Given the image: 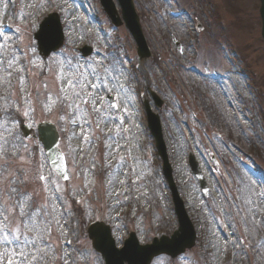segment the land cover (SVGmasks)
Here are the masks:
<instances>
[{"label": "rangeland", "instance_id": "1", "mask_svg": "<svg viewBox=\"0 0 264 264\" xmlns=\"http://www.w3.org/2000/svg\"><path fill=\"white\" fill-rule=\"evenodd\" d=\"M71 1L73 24L63 8ZM132 2L149 50L140 61L128 31L110 24L98 0H0V19L10 18V32L0 29V264H103L86 240L93 221L121 245L130 233L141 246L176 230L144 101L159 116L171 183L196 235L183 255L150 264H264L258 1ZM48 11L64 18V40L42 58L33 33ZM21 121L55 125L65 181L37 142L22 139Z\"/></svg>", "mask_w": 264, "mask_h": 264}, {"label": "water", "instance_id": "2", "mask_svg": "<svg viewBox=\"0 0 264 264\" xmlns=\"http://www.w3.org/2000/svg\"><path fill=\"white\" fill-rule=\"evenodd\" d=\"M126 5H128V7L131 9L130 4L127 2V0H125ZM106 2H108V0H102V4L104 5L105 9L107 12L109 11V8L106 6ZM263 4H262V8L260 13L262 14L263 17V29H262V33H263V37H264V0H262ZM112 9V8H111ZM133 18V17H132ZM137 26L136 22L135 23H131V27H135ZM152 119H154L152 117ZM152 122V121H151ZM158 131V130H157ZM156 131V140L159 142V133ZM39 136H40V140L42 141L44 148L46 149L49 158H53L54 154H56V150H55V144H56V140L57 137L53 128H49L46 127L45 125H41L39 127ZM52 161V159H51ZM55 164V162H54ZM53 164V168H55L56 172L62 177V172L58 170V168ZM61 166V165H60ZM174 204H175V209H176V213L178 215V220H179V233H175L174 236L172 237L171 241H167L165 239H162L160 242H154L151 246H145V247H138L137 244L134 242L133 240V236L131 235V240L129 241L128 244H130L132 246V248L136 249L137 251L141 252H148L146 255V259L144 260L143 264H148L149 261L151 260L152 256H156L160 253H165L169 256H175L179 253H183V251L187 248H190L193 245V240H194V236H193V232L191 229V226L189 224V222L187 221V219L184 217V215L182 214V210H181V204L177 201V199L174 196ZM98 237H94V241H93V246H94V250L96 251H101L104 255V247L106 245H108L107 248H111V241L108 240L107 236L106 237H102V238H98ZM106 238V239H105ZM105 244V246H104ZM164 246V248H162ZM104 258L106 259V261H108L107 257L104 255Z\"/></svg>", "mask_w": 264, "mask_h": 264}, {"label": "bare ground", "instance_id": "3", "mask_svg": "<svg viewBox=\"0 0 264 264\" xmlns=\"http://www.w3.org/2000/svg\"><path fill=\"white\" fill-rule=\"evenodd\" d=\"M73 3H74L73 1H71L70 3H66L65 2L64 5H63V8L66 9V11H69L68 19H65V20H67V22H70L72 24L74 23L73 21L75 19H78V13L76 11L75 4H73ZM63 22H64V18H62V23ZM68 30L70 31V29L68 28L65 32L69 33ZM73 35L74 36H78V33H76V29L75 28L73 29ZM118 107L119 108H123V105L121 104V102L118 103ZM212 241H213V239H212Z\"/></svg>", "mask_w": 264, "mask_h": 264}, {"label": "snow or ice", "instance_id": "4", "mask_svg": "<svg viewBox=\"0 0 264 264\" xmlns=\"http://www.w3.org/2000/svg\"><path fill=\"white\" fill-rule=\"evenodd\" d=\"M41 179H43V177H41ZM17 240H19V238L17 237ZM9 264H11V261H9Z\"/></svg>", "mask_w": 264, "mask_h": 264}]
</instances>
